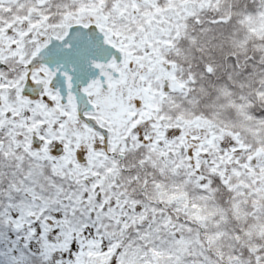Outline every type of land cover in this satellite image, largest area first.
Here are the masks:
<instances>
[{"label":"snow or ice","instance_id":"snow-or-ice-1","mask_svg":"<svg viewBox=\"0 0 264 264\" xmlns=\"http://www.w3.org/2000/svg\"><path fill=\"white\" fill-rule=\"evenodd\" d=\"M0 264H264V0H0Z\"/></svg>","mask_w":264,"mask_h":264}]
</instances>
